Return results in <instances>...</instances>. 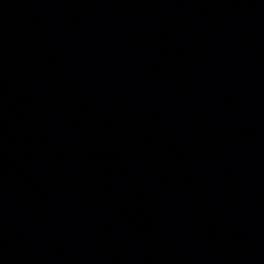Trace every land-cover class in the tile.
<instances>
[{
    "label": "water",
    "instance_id": "1",
    "mask_svg": "<svg viewBox=\"0 0 264 264\" xmlns=\"http://www.w3.org/2000/svg\"><path fill=\"white\" fill-rule=\"evenodd\" d=\"M0 264H264V0H0Z\"/></svg>",
    "mask_w": 264,
    "mask_h": 264
}]
</instances>
